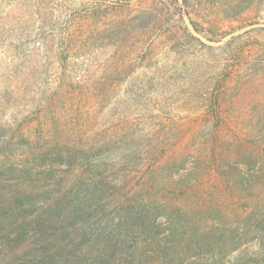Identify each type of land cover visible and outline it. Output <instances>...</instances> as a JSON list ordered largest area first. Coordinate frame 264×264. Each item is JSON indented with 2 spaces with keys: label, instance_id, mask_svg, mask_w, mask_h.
Segmentation results:
<instances>
[{
  "label": "trees",
  "instance_id": "1",
  "mask_svg": "<svg viewBox=\"0 0 264 264\" xmlns=\"http://www.w3.org/2000/svg\"><path fill=\"white\" fill-rule=\"evenodd\" d=\"M94 10L89 12L108 14ZM39 23L42 39L55 42L60 23L43 15ZM141 29L164 33L170 26L147 10ZM76 40L62 38L60 48L21 53V73L30 74L20 88L31 93L25 122L35 134L0 137V264H264V178L257 177L262 168L255 170V157L245 165L248 173L239 172L240 156L220 166L233 205L212 196L209 207L187 211L166 207L149 189L134 201L119 196L131 164L143 161L139 150L116 157L133 133L128 113H119L111 127L120 130L112 132L99 129L98 111L112 103L114 83L129 77L149 50L142 48L140 56L138 47L85 49L72 46ZM160 145L144 160L167 151ZM188 156L179 153L162 169L184 172ZM200 161L197 171L205 165ZM141 164L137 168L144 169Z\"/></svg>",
  "mask_w": 264,
  "mask_h": 264
},
{
  "label": "rangeland",
  "instance_id": "2",
  "mask_svg": "<svg viewBox=\"0 0 264 264\" xmlns=\"http://www.w3.org/2000/svg\"><path fill=\"white\" fill-rule=\"evenodd\" d=\"M183 2L0 0V137L35 134V127L25 122L31 93L20 90L22 80L26 78L28 84L30 79L28 71L21 73L22 51L60 48L61 39L70 37L77 39L72 46L78 48L111 52L127 46L146 48L147 57L133 64L135 71L114 83L112 103L98 111L99 129L112 132L120 130L111 127L120 121L119 113H128L127 128L133 133L116 157L139 150L143 161L131 164L129 184H122L119 196L134 201L149 189L166 207L187 211L209 207L212 196L233 205L221 164L230 165L240 156L244 170L239 172L248 173L245 165L255 157L259 160L255 170L262 168L257 177L264 178V0H187L186 6ZM93 8L108 14H91ZM147 10L157 12L170 29L143 31ZM42 15L61 25L55 42L45 41L37 30ZM124 99L129 104H120ZM159 132L166 137H159ZM159 141L167 151L144 160L147 153L162 150ZM185 152L186 171L162 169ZM199 158L205 165L197 171ZM141 163L144 169L137 168ZM121 178L118 173V183Z\"/></svg>",
  "mask_w": 264,
  "mask_h": 264
}]
</instances>
